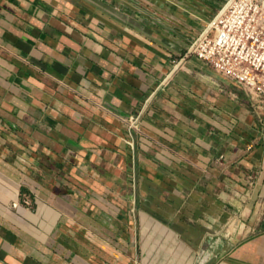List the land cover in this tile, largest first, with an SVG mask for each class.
I'll return each mask as SVG.
<instances>
[{
	"label": "crops",
	"instance_id": "1",
	"mask_svg": "<svg viewBox=\"0 0 264 264\" xmlns=\"http://www.w3.org/2000/svg\"><path fill=\"white\" fill-rule=\"evenodd\" d=\"M226 1L0 0V264H264V119L187 54Z\"/></svg>",
	"mask_w": 264,
	"mask_h": 264
},
{
	"label": "built area",
	"instance_id": "2",
	"mask_svg": "<svg viewBox=\"0 0 264 264\" xmlns=\"http://www.w3.org/2000/svg\"><path fill=\"white\" fill-rule=\"evenodd\" d=\"M187 52L264 102V0H227Z\"/></svg>",
	"mask_w": 264,
	"mask_h": 264
},
{
	"label": "rangeland",
	"instance_id": "3",
	"mask_svg": "<svg viewBox=\"0 0 264 264\" xmlns=\"http://www.w3.org/2000/svg\"><path fill=\"white\" fill-rule=\"evenodd\" d=\"M245 91V90H244ZM245 93L249 96V98L251 99V100H253L251 97H250V95L245 91ZM255 101V100H254ZM256 102V101H255ZM255 109H256V113H257V115L260 117V118H262V119H264V102H256V107H255ZM137 126H138V124H137ZM232 224V223H231ZM231 224L228 226V228H227V230H226V232H228L229 233V229L231 228ZM239 226V225H238ZM245 226L246 227H248L246 224H245ZM242 237V235L241 234H239V238H241Z\"/></svg>",
	"mask_w": 264,
	"mask_h": 264
},
{
	"label": "bare ground",
	"instance_id": "4",
	"mask_svg": "<svg viewBox=\"0 0 264 264\" xmlns=\"http://www.w3.org/2000/svg\"><path fill=\"white\" fill-rule=\"evenodd\" d=\"M236 220V219H235ZM234 220V221H235ZM239 222V221H238ZM236 225V224H235ZM239 225V224H238ZM242 226V225H241ZM237 228V227H236ZM241 228V227H240ZM249 228V227H248ZM231 229V228H230ZM234 229V225L232 226V230ZM243 229V228H242ZM247 230V229H246Z\"/></svg>",
	"mask_w": 264,
	"mask_h": 264
}]
</instances>
